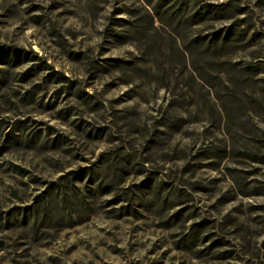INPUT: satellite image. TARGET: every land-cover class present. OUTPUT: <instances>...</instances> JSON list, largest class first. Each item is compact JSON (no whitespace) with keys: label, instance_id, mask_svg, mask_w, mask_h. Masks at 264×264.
Instances as JSON below:
<instances>
[{"label":"rangeland","instance_id":"rangeland-1","mask_svg":"<svg viewBox=\"0 0 264 264\" xmlns=\"http://www.w3.org/2000/svg\"><path fill=\"white\" fill-rule=\"evenodd\" d=\"M235 1L261 36L230 56L243 65L264 56V0ZM140 8L0 0V46L28 57L9 72L7 118L30 140L0 151V264H264V166L228 156L217 165L211 141L228 137L212 97L194 87L185 96L188 74L171 67L162 88L132 45L113 40ZM246 118L250 128L264 120Z\"/></svg>","mask_w":264,"mask_h":264},{"label":"trees","instance_id":"trees-1","mask_svg":"<svg viewBox=\"0 0 264 264\" xmlns=\"http://www.w3.org/2000/svg\"><path fill=\"white\" fill-rule=\"evenodd\" d=\"M139 2L140 10L128 13L129 18L119 25L124 28L122 33L110 35L113 40L132 45L137 52V61L141 60V66L142 62L149 64L148 69L153 71L162 88L169 89L165 73L166 68L171 67L179 74H188L185 96H189L194 87V94L199 96V91H205L212 97L218 115L217 130L223 126L222 130L229 139L221 143L222 147L211 141L217 165L228 156L234 162L264 166V120L259 121L260 126L250 128L246 118L250 112L256 117L264 116V56L254 55L243 65L230 58L238 50L255 48L256 42L261 40L244 6L235 0L220 3L206 0ZM10 52L13 58L7 60ZM21 52L20 49L0 46V151L5 143L27 146L30 142L15 134L21 132L24 122L7 118L16 107L8 99L9 72L18 60L28 59ZM42 64L45 70H50L49 78L53 76L57 83L72 84L62 74ZM138 66L134 65L136 72L140 70ZM25 75L22 74L21 80ZM173 85L178 86L177 81ZM27 94L21 96V101L29 99ZM174 99L172 94L167 108H176ZM202 102L201 99L194 100L192 106L196 112H201ZM208 115L209 122L214 123L210 110ZM170 119L165 111L160 114L161 126H169ZM243 132L248 136L237 142L236 134ZM18 172L25 174L24 171Z\"/></svg>","mask_w":264,"mask_h":264}]
</instances>
